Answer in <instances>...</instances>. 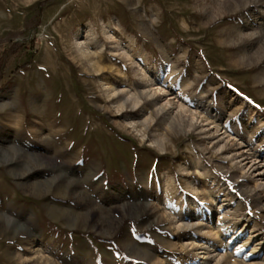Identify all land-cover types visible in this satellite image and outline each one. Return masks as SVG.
<instances>
[{
    "label": "rangeland",
    "instance_id": "obj_1",
    "mask_svg": "<svg viewBox=\"0 0 264 264\" xmlns=\"http://www.w3.org/2000/svg\"><path fill=\"white\" fill-rule=\"evenodd\" d=\"M0 174V264H264V0H0Z\"/></svg>",
    "mask_w": 264,
    "mask_h": 264
},
{
    "label": "bare ground",
    "instance_id": "obj_2",
    "mask_svg": "<svg viewBox=\"0 0 264 264\" xmlns=\"http://www.w3.org/2000/svg\"><path fill=\"white\" fill-rule=\"evenodd\" d=\"M176 70H177V68L174 67L175 73H176ZM100 71H102V70H100ZM103 73H107V72H103ZM191 85H192V82H189L187 84V86H189V87ZM112 90L113 89H110V91H112ZM114 91L116 92V90H114ZM141 93L144 95L146 92L143 91ZM207 98H208L207 97V92L204 91V90H201L199 93H197L195 95L194 100L192 101V103L195 105V107H196L197 110H200L201 111L200 113H205L206 114L205 115V118H203L202 121L209 122V120L211 118V111H210V107H209L210 106L209 105L210 104L209 103L210 101H208ZM155 110H156V112H158V114H164L165 119L169 123L170 126L176 127L177 123H176V120L174 118H172V116L170 115V111H169L170 109H168L166 107H163V106H160L159 108H155ZM177 111L182 116H184V114L190 115L193 120L195 118H199V117H197L196 113L193 110H191V108L187 107L185 104H179L178 105V108H177ZM83 113H85V111H83ZM225 115H226L225 111L222 108H220V110H218V114L215 116V118H216V120H218L220 118H223ZM75 116H74V118H75ZM98 117H99L98 114L91 113L90 114V117H88L85 120V127L83 129L84 130L85 129H89L90 130V133H94L96 130H98L99 129L98 127H93L92 126L93 129H91V126H90V124H92L95 121V119H98ZM209 123L211 124V122H209ZM216 126L218 127V125H216ZM217 131H218V129H217ZM178 142H179V140H176L175 141V145L176 146L179 145ZM4 183L5 184L7 183V185L10 186L9 183H8V178L5 177L3 179L2 178V174H0V184H4ZM189 218H190V216H188V215H185V216L182 217V220L184 222V226L185 227H188V228L192 225L191 222H190V220H189ZM26 243H30V242H26ZM26 243H25V241L18 240V238H17V239H15V244L14 245H7L8 244V241L5 240L3 238V236H0V244L2 246H8L9 248H12L13 247V248L25 250V248L23 247V245H25Z\"/></svg>",
    "mask_w": 264,
    "mask_h": 264
},
{
    "label": "trees",
    "instance_id": "obj_3",
    "mask_svg": "<svg viewBox=\"0 0 264 264\" xmlns=\"http://www.w3.org/2000/svg\"><path fill=\"white\" fill-rule=\"evenodd\" d=\"M10 45L13 47V46L15 45V43L12 42ZM32 50H33V49H32ZM35 56H36V54L34 53L32 60H31L30 62L27 63L28 65H30V64L33 63V60H34V57H35Z\"/></svg>",
    "mask_w": 264,
    "mask_h": 264
}]
</instances>
